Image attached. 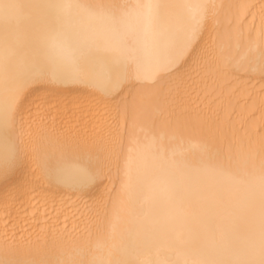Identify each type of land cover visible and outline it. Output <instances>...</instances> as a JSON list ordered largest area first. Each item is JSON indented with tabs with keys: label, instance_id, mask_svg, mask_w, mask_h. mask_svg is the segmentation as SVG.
Returning a JSON list of instances; mask_svg holds the SVG:
<instances>
[{
	"label": "snow or ice",
	"instance_id": "1",
	"mask_svg": "<svg viewBox=\"0 0 264 264\" xmlns=\"http://www.w3.org/2000/svg\"><path fill=\"white\" fill-rule=\"evenodd\" d=\"M210 30L216 38L204 50L199 82L181 88L144 73L170 68ZM256 69L264 74V0L259 5L247 0H0V180L12 184L0 201V264H264V124L252 131L256 111L264 120V98L258 108L251 94L245 98L240 74ZM133 73L151 81L147 86L155 90L156 110L168 118L161 124L150 109L142 107L136 116L135 108L124 106L116 154L120 188L111 208L107 203L104 208L113 225L125 221L126 227L99 230L90 248H67L56 239L60 234L47 212L48 199L57 193L39 189L42 214L39 200L24 202L39 185L14 182L28 155L22 139L28 89L43 80L118 87ZM201 92L205 98L219 92L216 101L227 92L228 103L209 106L196 119L186 111L177 114L185 97L195 94L198 101ZM242 99L252 110L234 120ZM119 117L120 112L117 129ZM197 134L201 142L189 148L201 159L234 167L243 185L238 199L222 189L201 192L198 216L184 206L187 189L169 162L175 153L165 157V141L183 145ZM226 134L227 156L217 143ZM141 135L151 151L140 150ZM87 142L79 128L45 125L36 134L33 158L40 161ZM100 145L103 162L111 164L113 153L102 139ZM148 159L159 161L150 178L144 171ZM91 163L78 169L82 178L67 184L72 196L88 195L95 176L103 173L100 168L93 174ZM43 170L50 174L46 163ZM157 194L166 199L159 213L152 207ZM225 219L243 224L242 241L230 239L216 224Z\"/></svg>",
	"mask_w": 264,
	"mask_h": 264
},
{
	"label": "bare ground",
	"instance_id": "2",
	"mask_svg": "<svg viewBox=\"0 0 264 264\" xmlns=\"http://www.w3.org/2000/svg\"><path fill=\"white\" fill-rule=\"evenodd\" d=\"M249 3L259 5L261 0H247ZM251 21V17L248 18ZM258 27V21H257ZM216 38V32L209 31L189 49L183 57L170 68L165 69H145L146 75L162 76V84L180 85L185 87L192 80L199 82L201 66L203 63L204 50L211 47ZM243 92L246 98L251 94L256 101L258 108L264 93V74L259 69L242 70ZM150 80L143 78L137 79L133 73L129 79L121 82L118 87H107L105 85H94L90 83H59L51 80L37 81L30 85L28 89L29 102L25 105L24 119L25 128L22 137L24 146L27 150L25 166L22 171L14 178L16 183L39 185L37 192H30L24 197L25 205L35 204L37 200L41 204V213L43 214L44 200L40 188L52 193H57L55 199H48L47 212L56 223L59 236L56 237L65 247L90 248L97 241L95 234L99 230H108L115 227L119 232L126 227V222L113 225L110 215H106L104 205L107 203L111 208V200L118 197L120 188V176L116 164V154L119 151L121 135L124 133L125 117L123 109L125 105L135 108L136 116L143 107L150 109L151 118L159 121L161 124L168 118V114L163 116L156 110V104L153 100L155 90L147 85ZM211 92V87L208 89ZM215 95H208L205 98L204 93H200V99L196 100V95L185 97L182 106L176 108L179 115L181 111L191 114L196 119L197 114H206L209 106L218 107L221 103H228V93L225 92L220 100L216 101ZM213 101H216L213 105ZM235 102V101H234ZM240 107L237 108L238 120L241 112L252 110V106L244 105L243 99L240 101ZM120 112L119 128L117 129V113ZM56 117L55 121L53 118ZM62 117V119H61ZM132 113L129 114V131H132L133 122ZM63 127L65 130L79 128L87 133L88 142L81 148H70L56 152L50 157L37 161L33 158L32 149L35 144L38 130L45 126ZM264 120L261 119V113L256 111V119L252 124V131L255 132ZM239 127V124L236 125ZM165 131L167 128L165 126ZM101 139L109 152L113 153L111 164L103 162L101 154ZM229 135L219 138L217 143L224 149L228 155ZM201 137L197 134L191 139L186 137L183 145L165 141V157L170 153H175L169 161L173 165V171L181 181V187L187 189L185 208L190 215L200 214V205L198 195L209 189H222L231 192L234 198H240L243 195V185L240 183L241 174L234 167L220 166L213 161L201 159L199 152L189 148L190 143H200ZM136 149V145H127V147ZM140 150L149 152L147 142L141 135ZM88 160H91L90 171L96 174L100 168L103 173L96 175L94 182L87 189L88 195L77 197L71 195V188L67 187L79 176L78 169L84 166ZM47 164L51 170L50 174H45L44 164ZM159 161H146L144 171L149 178L155 172V165ZM12 184H5L0 180V201H3L11 189ZM166 206V199L163 195L157 194L152 204L155 213H159ZM31 211V208H29ZM2 215V214H0ZM58 216V220L56 217ZM43 215L41 219H43ZM216 224L222 228L229 236L240 242L244 239L243 224L240 221L218 220ZM2 228V222H0ZM91 235V238L89 234Z\"/></svg>",
	"mask_w": 264,
	"mask_h": 264
}]
</instances>
